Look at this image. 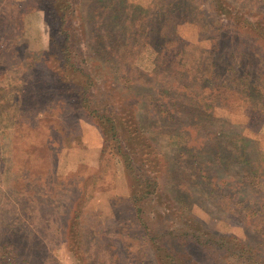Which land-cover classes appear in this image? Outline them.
I'll return each instance as SVG.
<instances>
[{"label": "rangeland", "instance_id": "1", "mask_svg": "<svg viewBox=\"0 0 264 264\" xmlns=\"http://www.w3.org/2000/svg\"><path fill=\"white\" fill-rule=\"evenodd\" d=\"M178 3L200 11L179 14L186 22L177 31L190 44L180 56L193 63L211 40H219L222 49L233 48L242 57L264 97V51L230 41L229 22L201 14L210 11V0H78L75 25L78 34L85 32L82 49L92 57L93 73L104 70L111 81V67L121 68L144 86L145 94L157 89V97L162 80L150 83L148 74L161 45L158 24ZM235 3L248 20L264 19V0ZM46 11L36 0H0V264H179L160 259L152 245L153 237L167 231L186 232L175 243L186 264H264V114L254 115L259 108L236 97L216 108L203 132L173 128L184 145L172 147L174 179L168 188L203 225L185 227L172 209H164L168 206L146 208L143 225L129 202L121 164L114 178L108 171L100 185H93L103 135L85 111L56 90L52 64L45 58L52 35ZM209 17L229 30L201 29L202 19ZM170 108L146 102L140 111L160 142H170L168 121L176 114L161 112ZM186 115L179 114L187 120ZM203 137V144L197 142ZM77 210L82 252L70 248L72 236L66 240L65 235ZM191 235H199L202 243Z\"/></svg>", "mask_w": 264, "mask_h": 264}, {"label": "trees", "instance_id": "2", "mask_svg": "<svg viewBox=\"0 0 264 264\" xmlns=\"http://www.w3.org/2000/svg\"><path fill=\"white\" fill-rule=\"evenodd\" d=\"M36 1L46 8L48 23L52 25L50 26L52 28L50 47L45 58L48 64L49 62L52 64L51 73L57 80L56 90L59 96L71 100L73 106L85 111L103 135L100 167L97 174L91 178L94 181L93 185H100L108 171L111 178H114L117 174H115L117 166L121 164L130 186L129 202L137 220H140L143 225H147L146 217L144 219L146 208L147 211H156L154 208L163 209V206H168L164 208L165 210L172 209L173 214L183 222L185 227L195 224L203 225V221L192 215L185 202L175 198L173 188L170 190L168 188L174 179L171 167L172 147L181 148L184 145V141H180L179 137L172 134L173 128L176 125L183 130L196 127L199 132H203L212 125L216 117V108H221L223 103L236 102V97L238 100L244 96L249 104L259 108L258 112H254L255 117H261L260 115L264 114V97L255 87L246 64L240 62L242 57L237 55L238 52L233 50L232 46H228L232 48L230 50L226 49L227 46L222 49V43L219 40H211L210 46L201 50V58L198 57L193 63L187 62L184 56L181 57L182 49L190 44L177 31L178 26L186 22L179 14L200 13V11L192 4L178 3L167 12L164 22L158 24L157 35L161 39V45L154 68L148 74L150 83H155L158 78L162 80L164 89H161L156 97L154 93L157 89L152 94H149L150 92L145 94L141 91L144 86H137L132 76L121 68L111 67V70L116 73H110L112 82L103 75L104 70L101 71V75L93 73L91 70L93 64H90L92 57L82 49L85 32L83 30L78 34L75 25L74 15L78 13L75 6L78 0ZM210 2V11H201V14L223 17L229 22L227 26L229 25L233 35L230 41H243L247 46L255 45L263 53L264 19L255 22L248 20L244 12L237 7L236 0L235 2L210 0ZM227 26L214 19L210 20V17L203 18L201 23V29L226 31L229 30ZM55 30L57 34H53ZM254 51L253 48H248L247 53L255 55ZM106 64L103 63V66L105 67ZM148 85H145V88H148ZM160 98L166 103H163L164 101ZM146 102L153 103L155 106L161 103V107H174L161 110L164 114H176V117H171L173 120L168 121L170 128L167 129V134L171 135L170 142H160L151 133L145 118L140 116V111ZM183 111L187 113L186 116L189 119L179 116ZM247 118L250 120L252 117L247 116ZM186 138L190 140L191 136L187 133ZM201 139L202 141L200 138L197 139V142L203 144L206 137ZM191 141L193 142V139ZM243 143L247 142L243 141ZM182 149H187V146ZM247 163L250 164L249 161ZM80 200L83 198L78 199ZM159 205L161 207H158ZM79 217L77 210L74 222H69L70 225L68 224L65 229V235L66 240L72 236L69 240L73 243L68 242V246L70 248L74 246L75 250L79 249L82 252L85 243L77 220ZM156 217L161 220L165 216L160 214ZM186 230H193V228ZM149 231L148 235H151L150 228ZM167 232L162 233L159 239L154 237L151 239L159 258L186 264L185 259L183 260L178 254L179 245L175 244L180 236L186 235V232L181 231L177 234ZM191 236L200 244L202 243L199 235ZM208 244L209 242L206 243Z\"/></svg>", "mask_w": 264, "mask_h": 264}]
</instances>
